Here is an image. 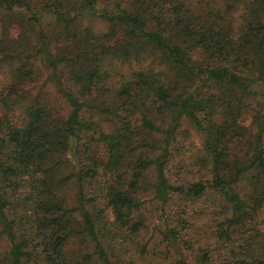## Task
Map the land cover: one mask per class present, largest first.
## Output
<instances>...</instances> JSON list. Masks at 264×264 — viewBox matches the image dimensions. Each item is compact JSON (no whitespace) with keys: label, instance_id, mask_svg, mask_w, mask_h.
I'll use <instances>...</instances> for the list:
<instances>
[{"label":"trees","instance_id":"obj_1","mask_svg":"<svg viewBox=\"0 0 264 264\" xmlns=\"http://www.w3.org/2000/svg\"><path fill=\"white\" fill-rule=\"evenodd\" d=\"M0 264H264V0H0Z\"/></svg>","mask_w":264,"mask_h":264}]
</instances>
